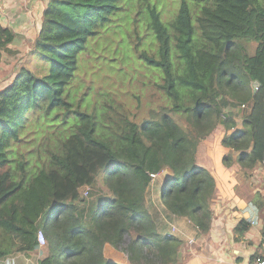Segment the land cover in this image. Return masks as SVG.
I'll return each instance as SVG.
<instances>
[{"label": "trees", "instance_id": "16d2710c", "mask_svg": "<svg viewBox=\"0 0 264 264\" xmlns=\"http://www.w3.org/2000/svg\"><path fill=\"white\" fill-rule=\"evenodd\" d=\"M120 1L47 0L0 89V259L37 250L40 231L39 264H123L105 256V244L123 247L124 264H177L183 241L160 217L209 229L215 180L198 157L203 139L221 129L225 165L257 163L251 113L253 91L264 89V0H180L168 25L152 5L156 47L139 58L159 96L138 119L111 115L109 103L74 104L70 91L89 38ZM241 37L256 42L252 54ZM14 38L0 24V61Z\"/></svg>", "mask_w": 264, "mask_h": 264}, {"label": "crops", "instance_id": "0c3cea01", "mask_svg": "<svg viewBox=\"0 0 264 264\" xmlns=\"http://www.w3.org/2000/svg\"><path fill=\"white\" fill-rule=\"evenodd\" d=\"M46 4L47 0H0V24L8 26L15 34L1 57L0 89L11 81L21 57L31 47ZM242 38L238 40L252 54L256 42ZM253 100L251 120L255 144L252 155L257 159L253 167L242 168L235 159H227L229 164L225 165L223 156L228 149L218 140L221 129L201 143L200 148L208 151L206 161L198 157L210 167L215 180L207 232L201 233L184 217L161 214L162 230L170 232L174 226L173 233L183 241L181 259L177 264H247L252 258L264 254V89L256 88ZM236 123L240 127L239 119ZM155 187L154 183L152 197L156 195ZM241 222L247 226L239 231L237 227Z\"/></svg>", "mask_w": 264, "mask_h": 264}, {"label": "rangeland", "instance_id": "374dc122", "mask_svg": "<svg viewBox=\"0 0 264 264\" xmlns=\"http://www.w3.org/2000/svg\"><path fill=\"white\" fill-rule=\"evenodd\" d=\"M179 1L121 0L119 10L99 28L96 36L89 38L86 49L82 55L79 54L81 61L70 84L73 103L76 104L79 99L82 106L95 105L98 109L109 103L112 109H108V112L111 115L128 113L136 114V119L140 118L141 107L154 104L159 96L155 85L145 76L152 72L139 58L140 51H151L156 47L150 28L149 8L155 5L160 9L161 18L168 25ZM242 39L255 42L251 37ZM29 132L27 129L23 134ZM207 153V150L200 148L198 155L206 161ZM150 210L154 214L158 212L153 205ZM125 239L128 240L127 236ZM103 251L111 260L128 263L122 246L105 244ZM45 254L44 243L32 252L6 256L0 260V264H35Z\"/></svg>", "mask_w": 264, "mask_h": 264}, {"label": "built area", "instance_id": "2783aa9c", "mask_svg": "<svg viewBox=\"0 0 264 264\" xmlns=\"http://www.w3.org/2000/svg\"><path fill=\"white\" fill-rule=\"evenodd\" d=\"M152 176L155 177L156 175L152 174ZM171 230H172V232L175 231V227L172 226ZM41 240H43V242H41ZM37 241H38L40 246L45 243L44 237L40 231L37 233ZM35 264H39L38 261H36ZM247 264H264V254L252 258L251 260L248 261Z\"/></svg>", "mask_w": 264, "mask_h": 264}, {"label": "clouds", "instance_id": "9594fccd", "mask_svg": "<svg viewBox=\"0 0 264 264\" xmlns=\"http://www.w3.org/2000/svg\"><path fill=\"white\" fill-rule=\"evenodd\" d=\"M41 242H43V240H41Z\"/></svg>", "mask_w": 264, "mask_h": 264}]
</instances>
